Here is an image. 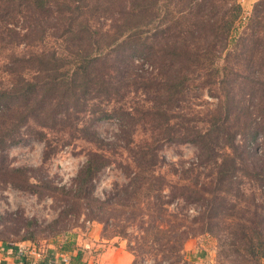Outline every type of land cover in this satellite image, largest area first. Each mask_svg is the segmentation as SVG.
Here are the masks:
<instances>
[{"label": "trees", "instance_id": "16d2710c", "mask_svg": "<svg viewBox=\"0 0 264 264\" xmlns=\"http://www.w3.org/2000/svg\"><path fill=\"white\" fill-rule=\"evenodd\" d=\"M126 1L119 13L121 23L111 34L110 30L103 33L90 19H85L81 10L85 0H0V17L8 15L6 11L12 5L25 6L39 15L43 40L48 30L64 27L59 36L62 52L45 48L29 59L24 58L29 63L24 70L26 74L12 71L15 77L19 75L18 79L10 87H0V151L20 141L17 131L26 123L35 121L43 129H54L62 122L59 118L88 112L93 98L115 95L121 100L125 97L123 93L142 89L146 94L151 91L154 97L151 105L137 115L123 105L118 109H102L93 121L120 120L123 127H150L152 134L165 127L161 139L195 144L199 148V162L214 164L217 180L230 182L240 160L245 163L250 159L246 157L249 150L238 152L241 147L236 145L237 137L245 133L248 138L256 129L253 132L256 138L264 131V122L260 128H253L255 117L250 105L239 102L240 106L236 107L238 97L242 102L248 97L264 117V0L255 3L248 17L240 0ZM2 6H6L3 11ZM242 59L248 62L244 75L233 70L243 64ZM138 65H145L151 72L140 75ZM156 69L160 79L156 77L154 81ZM194 81L202 88L225 87L224 91L219 90L224 112L212 114L204 128L186 125L181 127L184 132L175 131L171 123L176 117L172 114L181 107L182 96ZM235 107L237 114L232 122ZM91 124L79 127L78 123H72L74 130L82 132L84 138L89 136L97 149L88 153L73 189L67 193L65 208L54 223L69 221L72 215L84 216L91 223L103 224L105 231L114 225L113 235L127 240L128 229L132 227L141 233L137 246L131 247L137 259L147 258L152 249L155 258L171 260L169 264H188L184 245L196 231L170 211L173 199L166 192L171 191L172 185L161 181L155 168V140L134 152V164L125 166L131 175L129 182L118 185L112 194L100 199L96 196L95 181L111 161L104 154L108 144L91 130ZM253 177L264 186V167ZM203 201L211 209L215 206L213 198ZM236 219L243 224L229 233L225 241L231 261L262 264L264 215L253 211ZM24 222L21 240L35 242L37 222ZM171 222L170 229H165L166 223ZM70 245L63 246L59 253L71 254ZM56 253L53 249L47 251L50 257ZM33 261L27 257L24 264ZM42 264H48L47 259Z\"/></svg>", "mask_w": 264, "mask_h": 264}, {"label": "rangeland", "instance_id": "374dc122", "mask_svg": "<svg viewBox=\"0 0 264 264\" xmlns=\"http://www.w3.org/2000/svg\"><path fill=\"white\" fill-rule=\"evenodd\" d=\"M127 3L125 0H85L81 10L85 19H90L96 28H101L103 33L110 30L113 34L112 30L121 23V8ZM240 3L244 4L243 0H240ZM4 8L6 6H2L1 11ZM243 9L244 15L248 17L252 9ZM6 12L8 15L0 17V87H10L15 83V78L18 79L29 65L24 58L29 59L45 48L62 52L59 36L64 30V27L57 31L48 30L47 38L43 40L39 30L42 18L39 15L33 14L25 6L18 5H12ZM243 22L246 20L243 19ZM242 60L243 64L236 65L233 70H238L244 75L248 62ZM103 65L100 64L101 69ZM137 69L140 75L144 71L151 72L145 65H138ZM12 71L20 73L15 77L11 74ZM159 74V69H156L154 81L156 77L160 79ZM190 84L184 97L182 96L181 107L172 114L176 117L171 123L175 131L184 132L181 127L186 125L204 128L212 114L224 112L221 109L219 90L224 91L225 87L202 88L195 81ZM123 94L125 97L121 100L115 95L110 98L102 96L91 99L86 109L88 112L77 115L75 113L76 117L72 115L70 118L64 117L63 120L59 118L62 122L54 129H43L35 121L18 129L20 141L0 151V244L30 242L21 240L24 237L23 223L24 220H34L38 227L35 230L37 236L35 242L30 243L46 253L51 249L61 252L63 246L71 243V264H101L103 254L109 249L111 253L107 255L106 263H122L125 254H132L131 247L137 246V240L139 241L141 236L139 230L132 227L128 229L127 240L113 235L116 229L114 225H110L105 231L103 224L91 223L84 216L77 218L72 215L69 221L54 223L65 208L67 193L73 189L77 173L86 162L88 153L97 149V145L90 142L89 136L84 138L82 132L74 130L72 123H78L79 127L92 123L91 130L96 131L108 144L105 145L104 154L111 161L109 167L96 178L98 198L105 199L118 185L129 182L131 175H128L125 166L134 164V152L145 149L146 145L148 147L155 140V168L161 176V181L172 185L171 191L166 192L171 195L170 200L173 199L170 211L175 214L173 216H181L183 224L196 231L186 243L195 241L198 250H207L208 258L203 264H235L231 261L232 255L225 241L229 233L237 231L243 224L236 218H240L244 213L250 215L253 211L264 215V186L253 177L264 167V131H260L256 138L253 137L256 129H253L248 138L245 133L237 137L236 145L241 147L238 152L242 149L249 150L246 157L250 159L245 163L240 160L235 178L230 182L221 183L217 180L214 164L199 162V148L195 144L161 139L162 134L166 133L165 127L152 134L150 127H123L120 120L93 121V117L102 109H118L123 105L137 115L139 111L151 105L154 97L151 91L146 94L142 89H133L128 94ZM238 98L236 107L240 106L239 102L250 105L255 117L253 128H260L264 117L258 112V107L254 106L255 103L248 97L243 99V102ZM236 107L232 110V122H235L233 119L237 114ZM243 118L248 120L246 116ZM135 119L139 120L137 117ZM242 128L240 125V132H243ZM23 168L26 169L23 173L14 171ZM19 184L23 187H17ZM205 198H213L215 206L212 209L203 201ZM230 217L234 219L231 220ZM170 219L173 220L172 217ZM172 223H166L164 228L170 229ZM149 252L144 259H137L132 254L133 263L171 262L155 258L152 249H149ZM78 254L80 258H77ZM226 255L229 259H226Z\"/></svg>", "mask_w": 264, "mask_h": 264}, {"label": "crops", "instance_id": "0c3cea01", "mask_svg": "<svg viewBox=\"0 0 264 264\" xmlns=\"http://www.w3.org/2000/svg\"><path fill=\"white\" fill-rule=\"evenodd\" d=\"M260 0H243L244 4L243 7L245 9L251 10L255 3H257ZM93 226V225H92ZM20 246H25L28 247L29 249L35 247L30 242H23L20 244H6V243H1L0 244V262H3L5 264H13L16 261V253L18 250V247ZM122 250V248H120ZM207 250H198L197 248V243L195 241H189L185 244V252L188 255V258L190 261L193 262V264H203V261L208 258V253L206 252ZM111 253V250L107 251L106 254H103V257L101 258V264H132L133 263V255L132 254H125V261L123 257V262H114L110 263L105 261L107 255ZM26 264V263H25Z\"/></svg>", "mask_w": 264, "mask_h": 264}, {"label": "built area", "instance_id": "2783aa9c", "mask_svg": "<svg viewBox=\"0 0 264 264\" xmlns=\"http://www.w3.org/2000/svg\"><path fill=\"white\" fill-rule=\"evenodd\" d=\"M27 257L33 258V264H42V261L47 259L48 264H71L72 255L70 253L57 252L54 256L47 254L44 250L33 247L29 249L25 246L18 247L16 253V261L13 264H24ZM0 264H5L0 262Z\"/></svg>", "mask_w": 264, "mask_h": 264}]
</instances>
